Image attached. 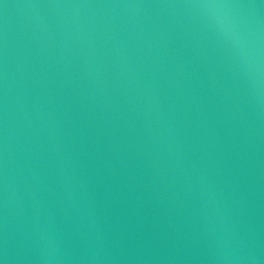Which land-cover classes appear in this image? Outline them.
I'll list each match as a JSON object with an SVG mask.
<instances>
[{
	"label": "water",
	"instance_id": "water-1",
	"mask_svg": "<svg viewBox=\"0 0 264 264\" xmlns=\"http://www.w3.org/2000/svg\"><path fill=\"white\" fill-rule=\"evenodd\" d=\"M0 264H264V0H0Z\"/></svg>",
	"mask_w": 264,
	"mask_h": 264
}]
</instances>
